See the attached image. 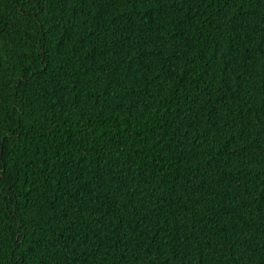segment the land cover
<instances>
[{"label": "trees", "instance_id": "16d2710c", "mask_svg": "<svg viewBox=\"0 0 264 264\" xmlns=\"http://www.w3.org/2000/svg\"><path fill=\"white\" fill-rule=\"evenodd\" d=\"M0 264H264V0H0Z\"/></svg>", "mask_w": 264, "mask_h": 264}]
</instances>
